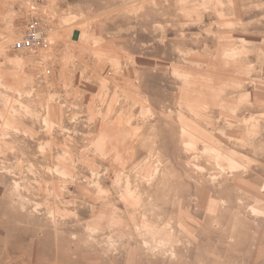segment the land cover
Returning a JSON list of instances; mask_svg holds the SVG:
<instances>
[{
	"label": "rangeland",
	"instance_id": "374dc122",
	"mask_svg": "<svg viewBox=\"0 0 264 264\" xmlns=\"http://www.w3.org/2000/svg\"><path fill=\"white\" fill-rule=\"evenodd\" d=\"M0 264H264V0H0Z\"/></svg>",
	"mask_w": 264,
	"mask_h": 264
},
{
	"label": "built area",
	"instance_id": "2783aa9c",
	"mask_svg": "<svg viewBox=\"0 0 264 264\" xmlns=\"http://www.w3.org/2000/svg\"><path fill=\"white\" fill-rule=\"evenodd\" d=\"M50 44L47 33L37 25L30 26L26 33L15 41L14 49L17 52L37 51L46 48Z\"/></svg>",
	"mask_w": 264,
	"mask_h": 264
}]
</instances>
